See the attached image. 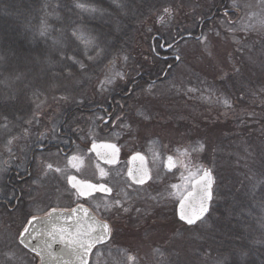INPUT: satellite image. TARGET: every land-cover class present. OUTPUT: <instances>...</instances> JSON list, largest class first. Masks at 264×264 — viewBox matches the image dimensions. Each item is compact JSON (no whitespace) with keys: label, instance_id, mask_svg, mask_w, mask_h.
<instances>
[{"label":"rangeland","instance_id":"374dc122","mask_svg":"<svg viewBox=\"0 0 264 264\" xmlns=\"http://www.w3.org/2000/svg\"><path fill=\"white\" fill-rule=\"evenodd\" d=\"M172 1L173 3L166 7L171 9L170 14L165 13L163 9L138 29L135 41L140 50L138 55L150 60L151 37L169 32V40L172 41L179 36L175 30L179 26V33L185 36L188 33L199 35V40L184 39L173 48L172 45L168 47L172 48V54L178 56V60L172 61L173 74L168 82L148 86L149 88L140 93L137 92L135 102L128 104L127 110L125 106L117 110L111 125H104L105 117H98V120H101V129L110 130L113 127L117 132H121L119 137L124 139V145L153 148L157 164L154 178L147 187L141 189L143 191L130 190V197L124 194L123 198H120L127 213L133 218L138 213L140 224L135 220L134 223L139 224L140 228L129 234L119 233L116 242L113 240L105 247L96 249L90 264H160V261L168 257L164 249L170 246H175V250L183 256L186 252V242L181 239L192 230L183 227L187 224L183 225L177 218L176 206L184 193L190 189L191 181L199 176L203 169L214 171L215 151L221 141L219 139L232 137L233 132L241 130L242 126L238 120L242 123L247 120L239 119L240 116L228 108L233 107L236 100L227 92L226 95L221 91L223 80L228 81L231 76L234 78V74H237L234 68L241 69L239 73H254V78L245 75L257 84V91L252 90V93L248 94L251 96L249 101L253 99L248 106L257 102L264 104V50L262 47L256 48L257 44L264 42V0ZM234 2L236 7L233 6ZM215 9L219 11L220 16L213 19L208 28L199 30L200 22ZM164 46L167 45L164 43ZM125 57L119 56L106 65L97 80L78 98H70L69 102L66 98L39 100L33 107L34 114L29 116L28 126L32 129V125L40 120L44 125L38 129L37 134L26 129L25 133H28L31 144L42 142L47 131L56 132L64 106L67 108L72 103L81 104L88 101L92 107L106 108L109 107L110 101L114 103L113 97L117 88L122 85L129 86L127 83L133 81L130 79L139 74V66ZM129 88L131 89V85ZM0 92L5 94L3 90ZM128 109L131 112L126 113ZM246 111L251 109L247 108L241 115L245 116ZM247 116L252 117L253 114L249 113ZM6 120L7 118L0 117V136L4 135V131H19L15 123L12 128L10 125L6 126ZM89 122L95 124L96 119L93 118ZM84 137L78 143L79 151L75 155L60 157L53 152L42 154L37 160L38 166L50 162H59L64 164V167L92 163L89 151L83 150L85 139L93 141L107 138L104 135L99 136L98 131L91 126L86 130ZM112 138L118 139L116 133ZM34 140L37 141L33 142ZM4 141L0 145H5ZM26 150L27 146L21 142L19 153L26 154ZM166 152H174L182 160L181 167L173 174H165L162 167ZM5 160L6 156L0 157L2 185L6 172ZM159 168L164 172L163 175ZM58 193L61 192L52 194ZM133 206H137L134 208L137 213L132 209ZM170 216L171 219L168 218ZM21 219L22 216L17 214L12 222L0 223V264H32L31 257L17 240ZM129 253L133 254L132 259L129 258ZM34 264H37V261H34Z\"/></svg>","mask_w":264,"mask_h":264},{"label":"trees","instance_id":"16d2710c","mask_svg":"<svg viewBox=\"0 0 264 264\" xmlns=\"http://www.w3.org/2000/svg\"><path fill=\"white\" fill-rule=\"evenodd\" d=\"M171 3L172 0H0V91H5L4 95L0 92V117L21 123V116L34 114L33 107L39 100L66 98L69 102L70 98H78L119 56L139 66V74L127 83L131 89L122 85L114 93L115 107L119 110L117 102H121L127 110L137 92L164 84L173 74L175 60L154 54L152 41L157 51L165 54L159 44L161 39L172 48L184 39L199 40V35L179 33V26L175 29L179 36L172 41L169 32L151 37L150 60L138 55V29ZM218 12L215 9L206 15L199 30L208 28L220 16ZM80 37L91 43L86 46ZM260 47L264 50V42L256 45ZM67 56H75L85 67H68ZM253 74H234L229 83L223 80L220 86L236 100L228 108L239 119L247 120H238L241 130L233 132L232 137L219 139L211 209L195 225L183 224L192 230L181 239L186 242L185 254L179 255L175 246H170L164 249L168 257L160 264H264V104L248 106L253 100L249 101L248 94L257 91V84L245 75L254 78ZM72 104L64 106L61 119L66 115L69 122L80 112H93L88 101ZM84 108L91 111H80ZM247 108L251 111L241 115ZM249 113L253 116H247Z\"/></svg>","mask_w":264,"mask_h":264},{"label":"flooded vegetation","instance_id":"af4514ba","mask_svg":"<svg viewBox=\"0 0 264 264\" xmlns=\"http://www.w3.org/2000/svg\"><path fill=\"white\" fill-rule=\"evenodd\" d=\"M160 41V47L165 51V54L157 51L154 41H152L153 53L164 59L178 60V56L172 54L168 49L171 44L164 46V40ZM169 66L171 64L168 63ZM120 107L123 105L120 104ZM85 110H93V112L90 114L80 112L73 116V120L69 122L66 120L67 116H63L56 132L47 131L42 142L33 141L37 143L35 145L31 144L28 133L27 135L25 133L26 129L30 127L28 126L29 116H21V123L13 122L10 118H7L4 123L6 126L10 125L11 128L15 123L19 131H4V135L0 136V143L5 139V145H0V157L6 156L4 185L0 182V223L2 221H4L3 223L12 222L17 214L22 216L17 240L31 257L32 264L34 261H37V264H90L96 249L105 247L113 240L116 242V236L119 233L129 234L140 228V222H138L140 217L134 209L137 206L132 208L137 213L133 218L130 213L125 211V204L120 202V198H123L124 194L130 197V190L143 191L141 189L147 187L154 178L157 162L153 148L128 147L124 145V139L119 137L122 134L117 132L116 128L112 127L110 130L100 128L99 121L101 120H98V117H105L104 125L112 124L113 116L118 110L112 101L106 108L99 106L98 108L93 107L91 110L84 108L80 111ZM93 118L96 119L95 124L89 122ZM82 119L84 120L81 124L79 122ZM43 125L44 122L40 120L29 130L37 134L38 129ZM89 126L95 128L99 136L104 135L107 138L93 141L89 138L85 139L83 150L89 151V155L93 159L92 163L84 166L73 163L77 166L67 165L64 167V164L59 162H50L41 167L38 166L37 160L42 154L53 152L60 157L75 155L79 151L77 145L85 138L84 135ZM115 133L118 139L112 138ZM101 141L113 142L120 148L118 162L114 164L102 162L95 156L91 151V145ZM21 142L27 146L26 154H20L18 151ZM136 153L144 155L150 172V179L143 183L134 182L128 174L131 156ZM167 155L174 156L177 164L172 170H166L164 160L162 167L165 174H173L181 167L182 160L174 152H166L165 158ZM151 156L154 157L153 160ZM138 163L142 165L141 161ZM49 164L52 165L51 169L48 168ZM163 173L161 170V175ZM73 176L95 185H102L110 191L97 189L92 191L91 195L79 196L77 189L70 184V177ZM56 192L61 193L52 194H56ZM118 194L120 197L117 196ZM114 197L116 198L113 201ZM168 218L171 219V216ZM134 220L139 224L135 225ZM101 224L108 225L104 239L95 243L87 254H84V250L78 244H69V241L74 239L88 240V237L84 235L77 237V232L81 234L91 228L94 229L91 233L92 236L100 234L103 231L100 227ZM26 229L27 231H25ZM131 254L128 255L130 259L133 257Z\"/></svg>","mask_w":264,"mask_h":264},{"label":"water","instance_id":"95a60500","mask_svg":"<svg viewBox=\"0 0 264 264\" xmlns=\"http://www.w3.org/2000/svg\"><path fill=\"white\" fill-rule=\"evenodd\" d=\"M187 36H189V35H187ZM109 145L114 146V148L108 147ZM91 151L95 154V156L100 161L108 162V163H112V164L118 162L119 156H120V148L113 142H106V141L94 142L91 145ZM169 157H171V161L169 160ZM175 160H176V158L174 156L167 155L165 158L164 168L166 170H172L173 167L176 166V164H177V162ZM139 161H141L142 165H140L138 163ZM130 163H131V166L128 170V174L134 182L141 183L140 182L141 180L143 182H146L150 179V172H149L148 164H147L146 158L144 157V155L142 153H136V154L132 155L131 159H130ZM206 171L210 174V177H211V188L209 189V191L211 192L212 198L210 201L207 202L208 203V209H209L208 212H206L201 217L200 220H202L210 212L212 201H213V196H214V186H215L216 178H215V175L211 169L205 168V169H203V171L201 172V174L199 176H197L196 178H194L191 181L190 189L181 197V199L179 200V202L176 206L177 218L187 225H189V224L187 223L186 220L180 219L181 201L184 202L186 211L189 209V206H198L200 195L203 193V190L205 188L204 174ZM73 177H75V176H73ZM81 182H84L87 184H93V183H90L87 181H83L78 177H75L74 181H70V184L73 187V183H75L77 185V187L75 189H77V191H78V189L81 187ZM93 185H95V184H93ZM97 186H98L97 189H99L100 185H97ZM93 191H95V190H93ZM189 193H194L195 196L189 197ZM186 197H188V199H185ZM200 220H197L194 224H191V225H195ZM81 234L79 232H77V237Z\"/></svg>","mask_w":264,"mask_h":264},{"label":"snow or ice","instance_id":"6c2138e0","mask_svg":"<svg viewBox=\"0 0 264 264\" xmlns=\"http://www.w3.org/2000/svg\"><path fill=\"white\" fill-rule=\"evenodd\" d=\"M81 7H83V5H80ZM234 7H236L237 5L234 2ZM165 13H171V9L169 8H165L164 9ZM225 15H227V13H225ZM160 19L162 20L163 17H160ZM42 35L44 34L43 32L41 33ZM75 35V33H74ZM82 39V42L85 43V45L87 46L89 43H91L90 40H85L83 39V37H80ZM67 60L70 62L67 66L68 67H73L75 65H79V67L81 69H83L84 63L80 60H78L75 56H67L66 57ZM89 59H91V57H89ZM125 59H127V57H125ZM234 71L236 73H239L241 71V69L239 68H234ZM69 75H71V73H69ZM117 75H120L119 73H117ZM108 147H113L109 145ZM73 159H75V157H73ZM169 160L171 161V157H169ZM48 168L51 169L52 165L49 164ZM57 171H59V169H56ZM75 177H70V181H74ZM204 181H205V188L203 190V193L200 195L199 198V203L198 206H189V209L186 211L185 210V204L183 201H181L180 204V219L181 220H186L187 223L189 225L194 224L197 220H200L201 217L208 212V201L211 200V192L209 191V189L211 188V177L210 174L206 171L204 174ZM141 183L143 182L142 180L140 181ZM73 187L76 188L77 185L75 183H73ZM97 185H93V184H87L84 182H81V187L78 189V195L79 196H85V195H91V192L93 190L97 189ZM99 190L101 191H110V189L104 188L102 185L99 186ZM195 194L194 193H189V197H194ZM185 199H188V197H186ZM117 203H119L117 201ZM125 211H127V209H125ZM101 229L103 230L100 234L96 235V236H92V232L94 231V229H89L88 231L82 233L81 235L87 236L88 240L84 241V240H80V239H74L72 241H69V244H78L79 247L81 249L84 250V254H87L88 250L95 244V243H99L104 239V236L108 230V225L107 224H101L100 225ZM27 231V229L25 230ZM63 231V230H62ZM63 239V237H61Z\"/></svg>","mask_w":264,"mask_h":264}]
</instances>
